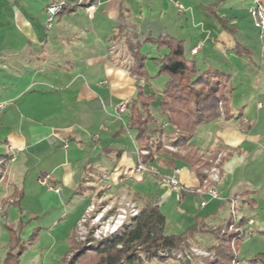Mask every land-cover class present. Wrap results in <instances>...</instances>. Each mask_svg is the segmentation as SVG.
Instances as JSON below:
<instances>
[{"label":"crops","instance_id":"crops-1","mask_svg":"<svg viewBox=\"0 0 264 264\" xmlns=\"http://www.w3.org/2000/svg\"><path fill=\"white\" fill-rule=\"evenodd\" d=\"M54 1L0 0V103L6 104L0 114V162H7L0 175V202L7 222L17 225L27 214L32 222L29 231L38 226L48 232L53 246L75 234L94 189L101 186L115 195L113 187L124 186L127 173L141 162L136 133L129 122L124 128L117 120L115 108L122 103L131 106L139 90L145 97L155 96L149 112L158 123L156 129L174 136L161 113V92L150 80L134 79L111 53L116 45L128 52L139 46L140 54L160 67L168 51L148 40L168 36L183 42L185 57L200 72L213 69L232 79V117L201 127L197 144L190 145L200 152L226 149L245 154L226 160L220 185L243 198V214L254 221L255 231L257 215L252 214L264 205V135L256 134L262 117L255 114L264 111V100H254L250 88L255 84L251 79L264 72V34L253 24L248 0H65L69 9L49 29L46 10ZM91 5L96 9L92 20L85 12ZM130 116L129 109L125 121ZM12 157L16 161H8ZM167 158L155 157L148 164L161 173L174 172ZM185 166L178 162L174 170ZM242 169L261 170L259 183L252 172L237 175ZM44 175L50 176L46 185L40 181ZM180 181L181 186L203 188L188 169ZM163 192L180 204L192 196L199 205L211 201L205 217L195 216L197 231L189 243L190 248L207 252L218 244L219 237L210 228L227 222L212 223L223 202L199 194L181 201L176 189ZM117 194L137 199L138 205L154 204L131 192ZM14 208L20 213L17 220L10 217ZM67 224L69 233L56 236ZM260 226L256 232L262 237H256V245L264 240V220ZM240 250L238 246L239 258ZM253 260L264 264V251L243 263Z\"/></svg>","mask_w":264,"mask_h":264},{"label":"trees","instance_id":"trees-1","mask_svg":"<svg viewBox=\"0 0 264 264\" xmlns=\"http://www.w3.org/2000/svg\"><path fill=\"white\" fill-rule=\"evenodd\" d=\"M66 12L65 8L59 15ZM148 42L158 49L168 51L160 62V72L169 78L165 90L161 93V113L167 118L168 127L174 136L156 129L158 123L149 112L155 96L145 97L143 91L139 90L137 98L131 102L129 126L136 133L140 161L147 164L153 162L155 157L167 156L169 167L172 169L176 163L182 162L186 165L184 168L195 174L199 186L202 187L206 176L198 170L202 169L199 168L201 157L198 149L190 145V141L197 144L198 141L193 142V139L201 127L221 118L232 117V79L213 69L200 72L197 64L185 57L183 42L175 38L167 36L157 40L149 39ZM129 55L133 62L129 71L131 76L138 82L149 80L145 69L146 58L140 54V47L131 48ZM164 140L175 152L166 149ZM143 152L146 154L143 155ZM182 187L187 191L198 189ZM187 191L181 193V201L193 194ZM242 222L240 221V224ZM166 227L167 219L159 206L148 204L132 225L127 226L117 237L94 244V252L84 260H77L76 264H144L150 259L165 263L172 258L163 257L160 252L190 249L189 242L197 231V226H194L181 235H167ZM20 230L22 227L19 230H10L9 251L4 264H20V256L26 250L20 240ZM212 233L219 237L218 244L208 251L215 258V262L207 261L205 264H233L235 256L231 244L237 235L224 230ZM240 240L235 242L237 248ZM90 242L92 239L88 241ZM70 244V250L62 264H68V257L74 253V235ZM251 263L257 264V261L253 260Z\"/></svg>","mask_w":264,"mask_h":264},{"label":"rangeland","instance_id":"rangeland-1","mask_svg":"<svg viewBox=\"0 0 264 264\" xmlns=\"http://www.w3.org/2000/svg\"><path fill=\"white\" fill-rule=\"evenodd\" d=\"M69 7L70 6H68L66 9H69ZM57 18L58 17L55 18V21ZM55 21L52 23V27L54 26ZM45 24L47 26V10H46ZM116 48L121 49L122 47L119 45H116ZM145 69L148 72L149 80L151 81L152 85L153 86L155 85L156 90L162 93L165 90V87L167 86L168 82L166 81L169 79L168 76L160 72V67H158L155 61H153L151 58H148V60L146 59ZM251 80H252L251 82H255L253 89L250 88V90L252 91L253 99L256 101L264 100V90L261 89L263 85L261 84V82L262 83L264 82V72L260 71L259 74ZM103 82H105V80ZM140 82H144V80ZM123 104L127 105L126 111L129 109L131 110V106H129V103H122L115 108V113H116L117 120L120 121L121 124H123L124 128H126L127 123L129 122V119L128 121H125V118H124L126 111H124L123 113L117 112V109ZM128 106L130 107L129 109H128ZM255 115L257 117L261 115L262 117L259 124L256 125L257 126L256 134L261 133L262 135H264V111H262L261 113H256ZM197 137L198 135L193 139V142L198 141ZM163 142H164L166 149L169 152H175L174 149H172L165 140ZM262 148L264 149V143L262 145ZM199 154L201 157V164L199 165V168H202V169H198V170H200V172L206 176V178L203 180V185L205 186L207 190L215 186L219 194L218 200H220L224 204V207L220 209L219 212H217L215 216L216 219L212 223L217 224L219 223V221L221 222L227 219L226 223H224L221 226L216 227V229L210 228V231L219 232L220 230L221 231L224 230V232L225 231L230 232L229 229L231 226H233L234 228H236V230L241 229L244 232H246V236L240 240L241 242L238 245L239 248H241L240 250L241 258H239L237 243L232 242L231 244L236 261L239 264H244L243 263L244 260L250 261L253 256L257 255V252L264 251V240L260 239L257 245L255 243V240H257L258 237L259 238L262 237V234L260 235L258 232H256V230L257 229L261 230L263 228L262 226H260V222L264 220V205L261 206L262 208L259 211H257V213L252 214V215H257L256 217L257 226H256V230L253 231L255 224L252 227H250L251 229L248 228L247 222L250 219H246L248 217L244 216L243 211H242L243 198L239 195L232 196L228 194L230 190L225 192L224 190L225 188L221 187L220 182L222 181V178L224 176V172H225L224 167H225L226 160H229L230 158H232V155L233 156L238 155L239 157H242L245 154L242 153L241 151H237V150L232 151V150H226V149H219V150L214 149V150H208V151H203V152L199 151ZM147 165H150V164L147 163ZM154 168L161 176L164 175L169 178L173 176L172 171L165 174V173H161L156 167ZM197 168L198 166L195 169L197 170ZM172 170L174 171V169ZM251 172L255 174L256 176L257 180L255 184H258L260 181L259 176L262 175L261 170L254 171V170H249V169H242L238 171L237 175H239L240 173L249 174ZM178 178L180 181V177ZM164 188H168V187L163 185L160 178L154 175L146 176L145 180L141 182L129 179V181L124 184V186L123 185L114 186L113 190H114L115 195L108 194L106 191L101 190V186H98L96 189H94L93 194H92L93 196L92 204L94 203L96 211H97L94 217L97 214H100L102 212L105 214L109 213V215H116L117 210L120 208V205L122 202L120 194H117V193H122L123 191H126L128 193L131 192L132 194H137L140 197L146 200L153 201L154 204H157L159 206L161 213L164 214L167 219L166 234L178 236V235L185 233L188 229L196 225L197 218H195V216L197 214L205 217L207 213L211 211L213 207V204H211L212 203L211 201L205 200L207 202L206 204L207 207L202 208L201 205H199L200 200L198 199L196 201L194 196L187 198L183 204H180L179 200L175 196L172 198H168L167 196H165V193L163 192ZM223 193H227V194L224 196ZM110 196H113V197H110ZM131 200L136 202L137 199L135 200L132 198ZM145 202L146 201L139 202L140 203L139 205H141L140 206L141 210L145 208L146 206ZM196 202H197V206H196ZM233 202L238 204L235 209L236 215L234 217H232V211H231ZM182 205H185V207ZM3 209L4 207L2 208V205L0 202V264L5 263V259L9 251L10 230L11 229L19 230L20 227H22V230H20L21 231L20 240H21V243L26 248V250L20 256V264H62L63 260L66 258L70 250L71 244H70L69 239L71 237L68 238V240L66 241L60 240L56 244L51 246L52 245L51 234H49L48 232L42 233L38 226H35V228H32V230L29 231L30 230L29 227L31 226L30 224L32 222L30 221V217L28 218L27 214L25 213L23 214L24 217L22 219V222L20 221L17 225H11L7 222L5 216H3L5 215L3 212L4 211ZM10 217L13 220H17V218L20 217L19 211L15 208L12 209L10 212ZM91 217L94 218L93 213L91 214ZM229 219H230V223H228ZM240 221H243L244 223L242 222V224H240ZM99 224H101V222H99L98 225ZM69 226L70 225L67 224L65 226L59 227L57 229L56 236H59V234L62 235L63 234L62 232H65L68 234L69 232L67 228ZM93 227L95 228V225L93 226L90 220L85 225L83 230L75 232L74 234L75 249L73 251L74 253L68 257V260H67L68 264H76L77 260L79 259L84 260L88 256H90L91 253L94 252V247H93L94 244L93 245L87 244L88 241L91 239V229H93ZM231 233L236 234L235 231H231ZM204 252H207V251H204ZM194 258L195 259L192 264H205V262L207 261L215 262V258H213L212 255H211V258H208V259H201L199 257H194ZM258 263L261 264V262H258ZM144 264H183V263L177 260H173V259L165 263H161L159 261H155L154 259H150L148 260V262H145Z\"/></svg>","mask_w":264,"mask_h":264},{"label":"built area","instance_id":"built-area-1","mask_svg":"<svg viewBox=\"0 0 264 264\" xmlns=\"http://www.w3.org/2000/svg\"><path fill=\"white\" fill-rule=\"evenodd\" d=\"M175 3L178 6L179 10L182 11L183 7L181 6V4L177 1ZM68 6H70V4L67 1L56 0L52 2L50 6L47 7V28L50 29L52 27V23L54 22L55 18ZM95 10H96L95 6L93 5L85 8V12L87 14L88 19L92 20L94 18ZM248 12L252 18L255 28L258 29L261 32V34H264V0H248ZM202 46H203L202 43L199 44L196 48L192 50V54L196 55L200 51ZM111 53L116 54V56L124 64L125 69L130 71L133 62L129 55V52L124 47L118 49L116 48V46H113L111 49ZM5 107H6L5 103H0V114L3 112ZM126 109H127V105L123 104L117 109V112L123 113L124 111H126ZM142 154L145 155L146 153L143 152ZM8 161L14 162L16 161V157H12ZM6 163L0 162V175L3 173V167L5 166ZM184 171H186V168L175 169L173 172V176L169 178L164 175L161 176L152 165H147L140 162L138 165H136L133 168V170L127 173L126 177L128 180L130 179L141 182L144 180L146 176L154 175L160 178L163 185L172 189H176L178 193L181 195L183 191L184 192L187 191L181 186L178 178ZM49 180H50L49 175H44L40 179L41 183L44 185H46L49 182ZM56 192L59 193V191L57 190ZM189 192L199 195H208L213 199L219 198V194L215 186L207 190L203 185L202 189H198L196 191H189ZM121 200L122 202L120 208L117 210L116 215H109V213L105 214L102 212L94 217L97 211L94 203L91 204V206L83 216L77 228V232L83 230L85 225L90 220H91V224L93 226L95 225V228L93 227V229H91L92 242L88 243L89 245L98 244L105 240H110L117 237L119 234H121L124 231V229L127 226L132 225L133 222L139 217L141 213V209L137 202L132 201L130 198L126 196L122 197ZM205 205L206 203L202 202L201 207L203 208L205 207ZM237 205L238 204L235 202L232 203V210H231L232 217L236 215L235 209ZM92 213L94 218L91 217ZM99 222H101V224L98 225ZM253 225H254V221L248 220L247 227L250 228ZM229 231L230 232L235 231L237 235L236 238L233 240V243L236 242V240L242 239L246 236V232H244L241 229L236 230V228H234L233 226L230 227ZM160 255L166 258L171 257L172 259H176L183 264L186 263L192 264L195 259L194 257H199L201 259L211 258V255L209 253L193 247L184 251L160 252ZM234 264H239L236 261V259L234 261Z\"/></svg>","mask_w":264,"mask_h":264}]
</instances>
